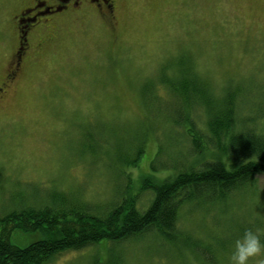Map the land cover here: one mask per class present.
Instances as JSON below:
<instances>
[{"label": "rangeland", "instance_id": "rangeland-1", "mask_svg": "<svg viewBox=\"0 0 264 264\" xmlns=\"http://www.w3.org/2000/svg\"><path fill=\"white\" fill-rule=\"evenodd\" d=\"M113 1L104 15L81 9L42 20L47 26L29 30L25 59L5 78L18 55L19 6L0 0V215L20 197L36 206L50 195L104 214L136 194L145 210L153 193L141 179L175 173L173 164L193 158L183 128L167 119L180 103L161 82L177 83L185 71L216 96L239 86L236 120L264 132V0ZM191 112L207 134L203 107ZM245 228L264 232V174L216 203L181 204L171 239L150 231L45 264H229ZM10 238L24 246L37 236L15 230Z\"/></svg>", "mask_w": 264, "mask_h": 264}, {"label": "trees", "instance_id": "trees-1", "mask_svg": "<svg viewBox=\"0 0 264 264\" xmlns=\"http://www.w3.org/2000/svg\"><path fill=\"white\" fill-rule=\"evenodd\" d=\"M161 82L180 103L177 114H172L174 110L167 119L183 128L193 158L172 163L175 173L162 178L150 173L141 179L142 188L153 193L143 211L136 208V194H123L104 214L92 213L85 204H66L64 195H50L46 204L36 206L25 204L20 197L18 208L0 215V264H45L66 250L101 241L119 243L150 231L171 239L181 204L195 200L216 203L264 174V132L257 131L250 120H236L239 86L216 96L201 78L187 71L177 83ZM195 104L204 109L207 134L197 128L191 112ZM148 106L151 109L149 101ZM142 149L138 146L127 163L137 165ZM155 158L150 162L153 170ZM15 230L34 234L37 239L24 246L14 244L10 236Z\"/></svg>", "mask_w": 264, "mask_h": 264}, {"label": "flooded vegetation", "instance_id": "flooded-vegetation-1", "mask_svg": "<svg viewBox=\"0 0 264 264\" xmlns=\"http://www.w3.org/2000/svg\"><path fill=\"white\" fill-rule=\"evenodd\" d=\"M14 1H16L19 6L14 16L17 28V47L15 46V56L18 55L13 61L9 60L10 69L5 74V78H12L16 73L15 71L18 70L25 59L23 55L27 53L26 50L29 49V30L33 27L35 30H38L47 26L42 24V20H49L51 17L61 14L75 13L81 9H83V11L99 10L104 15V12L112 11L114 7L113 0H29L28 5L26 4L25 6L23 0Z\"/></svg>", "mask_w": 264, "mask_h": 264}, {"label": "clouds", "instance_id": "clouds-1", "mask_svg": "<svg viewBox=\"0 0 264 264\" xmlns=\"http://www.w3.org/2000/svg\"><path fill=\"white\" fill-rule=\"evenodd\" d=\"M264 233L259 229L245 228L233 240L229 264H249L251 259L264 257ZM264 264V259L259 260Z\"/></svg>", "mask_w": 264, "mask_h": 264}]
</instances>
